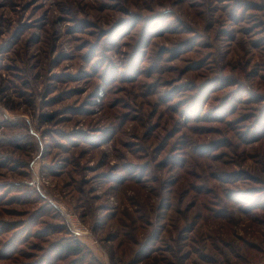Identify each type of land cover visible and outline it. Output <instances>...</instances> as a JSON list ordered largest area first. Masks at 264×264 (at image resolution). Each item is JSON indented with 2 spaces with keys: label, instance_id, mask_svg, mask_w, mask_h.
Returning <instances> with one entry per match:
<instances>
[{
  "label": "rangeland",
  "instance_id": "obj_1",
  "mask_svg": "<svg viewBox=\"0 0 264 264\" xmlns=\"http://www.w3.org/2000/svg\"><path fill=\"white\" fill-rule=\"evenodd\" d=\"M178 132L219 142L159 166ZM212 168L260 203L202 200ZM262 200L264 0H0V264L72 243L64 210L51 264H264Z\"/></svg>",
  "mask_w": 264,
  "mask_h": 264
},
{
  "label": "trees",
  "instance_id": "obj_2",
  "mask_svg": "<svg viewBox=\"0 0 264 264\" xmlns=\"http://www.w3.org/2000/svg\"><path fill=\"white\" fill-rule=\"evenodd\" d=\"M144 83H145L144 84L145 88L143 90V93H146V92H149L152 89H155L154 87L156 86V83H155L154 80H152L150 82H146L145 81ZM198 89H199V86H198ZM241 95H242L241 92H237V98L239 96H241ZM253 97L257 98L258 95H255ZM187 98H188V96L186 98H182L181 99V102L184 101V104L181 106L182 107L181 109H183L182 111H184L185 109L187 110V108L190 105V104H186V101L188 100ZM184 99H187V100H184ZM190 101H192V99ZM191 105H192L191 108L193 109V106L195 105V101L194 100L191 102ZM203 115L205 117H212V115H210V114H208L206 116V113L203 114ZM215 115H217L216 117H220V116H218L219 112H217V114H215ZM193 117H194V114L192 115V113H191V115L189 116L188 120H190ZM196 117L198 118V115ZM176 122H173V124L170 126V128H168L167 132L165 133V135L167 134V137H169V135L174 133V128L178 127V125H175ZM173 135H171V136H173ZM167 137H165L162 142H161L162 139L160 140L161 144L167 142V140L170 138L169 137L167 139ZM248 138L250 139L249 134L246 137H241V139L244 140V141L248 140ZM173 139L175 141L174 142H169L170 146H175L176 143H181V146H180L181 148H177V150H176L177 152H180L181 154L175 153L176 152L175 150L174 151H168L167 154L165 155L164 159L159 161V162H157L159 166L162 165V163L173 164L175 162L178 163V164H175V165L183 166V163L186 162L185 158L188 157L189 153H193V151H195L196 153H200V154L204 155L205 151H201L200 148H204V149L207 148L209 150L211 147H214L219 142V141L215 140V141H213L214 142L213 145H211L210 142L199 143V142H194L193 141V143H192V141L189 140L190 139L189 133H185V136H182V132L176 133ZM176 141H178V142H176ZM188 142H191V144L190 143L188 144ZM187 144H188V147L185 148L184 146H187ZM176 145H180V144H176ZM127 159H129V158H125V157L122 158V160H127ZM123 168H125L126 171L129 174L132 173V172L136 173L137 171H139V172L141 171L143 173V170H142L143 169V164L139 165V164H136V162H133V164H130V165H123ZM127 168L129 170H127ZM132 168H134V170L132 172H130V170ZM147 171L149 172L150 169L147 168L146 172ZM235 173H236V170H230V172H229L226 169L222 170V169H219V168H212L211 169V176H212V179H213V183L211 185L204 186V182H200L197 186L192 184L191 187L194 188V186H195L196 188H198L201 185L200 186V188L202 189L201 194L205 195V197L202 200H220V202H222L223 199H228V200L233 201V203H237L238 202L239 204L245 201V203H248V205H250V206H253V205L255 206V204L260 203L258 198H257V196H256V195H259L258 192H260L259 191L260 188H258V186H253L252 184H250V185L247 184L244 188H242L240 190V192H244V191H246V193L247 192H251L250 194H248V199H247L246 196H245L246 195L245 193L241 194V195L235 194L234 192L230 191L229 188H227L225 186V184H223V183H226V182H231L232 183L234 181V178H232V176H236ZM229 175H230V179H229ZM132 177L136 178L134 176H132ZM255 180L258 181L259 179L255 178ZM168 181H169L170 184H172L174 182V177L171 176ZM139 182H142V180H140ZM222 190H223V195L220 194L222 192ZM36 191H37V194L39 196L40 195L42 196V194L38 190H36ZM167 198H168L167 196L164 197L165 200H167ZM262 201H264V200H262ZM52 210L54 212H56L57 214L61 215L60 211L58 212L55 208H52ZM218 210H219L220 213L227 214L226 208H223L222 206H220L219 208H216V210H213V211H218ZM61 218H62V224L64 226V229L67 232L71 233L67 223L64 220V218L62 216H61ZM71 237L74 239L72 243L66 242V243L61 244L60 246H57V247L53 248L52 249L53 252H51L52 254H50L47 251H45V255L46 256H41L39 258L40 262L38 260V262H39L38 264H51L61 254H67V253L78 254L79 252H81L83 250L82 249L83 247H82V245L80 243V239L78 237L74 236L73 234H71ZM32 264H37V263L34 262Z\"/></svg>",
  "mask_w": 264,
  "mask_h": 264
},
{
  "label": "built area",
  "instance_id": "obj_3",
  "mask_svg": "<svg viewBox=\"0 0 264 264\" xmlns=\"http://www.w3.org/2000/svg\"><path fill=\"white\" fill-rule=\"evenodd\" d=\"M62 214L71 234L79 239L89 234V227L80 220L75 212L64 210Z\"/></svg>",
  "mask_w": 264,
  "mask_h": 264
}]
</instances>
